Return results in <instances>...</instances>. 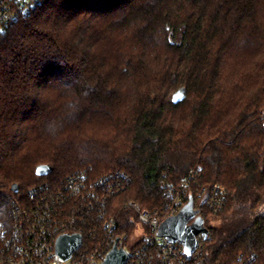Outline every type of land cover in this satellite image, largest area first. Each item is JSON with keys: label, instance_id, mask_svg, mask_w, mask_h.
<instances>
[{"label": "trees", "instance_id": "1", "mask_svg": "<svg viewBox=\"0 0 264 264\" xmlns=\"http://www.w3.org/2000/svg\"><path fill=\"white\" fill-rule=\"evenodd\" d=\"M263 111L264 0H43L0 24V221L42 182L120 172L127 248L139 224L123 205L156 214L164 183L200 165L201 184L228 190L204 214L207 261L264 264Z\"/></svg>", "mask_w": 264, "mask_h": 264}, {"label": "built area", "instance_id": "2", "mask_svg": "<svg viewBox=\"0 0 264 264\" xmlns=\"http://www.w3.org/2000/svg\"><path fill=\"white\" fill-rule=\"evenodd\" d=\"M43 0H0V24L10 25L31 14ZM264 118V111L262 112ZM204 169L198 165L178 183H164L161 209L152 214L130 201L123 209L138 221L137 240L124 247L127 235H118L113 201L129 190L132 179L124 173L93 177L83 169L60 185L51 181L32 187L26 202L10 198L13 212L9 221H0V264H103L115 245L128 254L127 264H209L207 245L213 229L204 219L205 212L223 210L228 190L220 185L201 184ZM190 208L186 223L192 227L202 219L207 234L197 235V247L186 252L178 242L160 236L161 224ZM79 234L81 247L69 259L56 252L63 235ZM234 264H260L257 255L240 256Z\"/></svg>", "mask_w": 264, "mask_h": 264}, {"label": "water", "instance_id": "3", "mask_svg": "<svg viewBox=\"0 0 264 264\" xmlns=\"http://www.w3.org/2000/svg\"><path fill=\"white\" fill-rule=\"evenodd\" d=\"M184 90L177 91L172 98L173 104H178L185 99ZM53 169L49 165H41L36 168V176L47 177ZM12 192L18 193L19 187L12 186ZM190 208L183 210L177 217L167 219L161 224L160 236L169 239L172 242L181 243L188 252H193L197 247V235L207 234L202 219H198L192 227H187L186 223L192 216ZM82 245V237L79 234L63 235L58 238L56 243V252L64 259H69L72 254ZM128 254L117 245L106 256L103 264H127Z\"/></svg>", "mask_w": 264, "mask_h": 264}, {"label": "snow or ice", "instance_id": "4", "mask_svg": "<svg viewBox=\"0 0 264 264\" xmlns=\"http://www.w3.org/2000/svg\"><path fill=\"white\" fill-rule=\"evenodd\" d=\"M186 252H187V249H186Z\"/></svg>", "mask_w": 264, "mask_h": 264}, {"label": "rangeland", "instance_id": "5", "mask_svg": "<svg viewBox=\"0 0 264 264\" xmlns=\"http://www.w3.org/2000/svg\"><path fill=\"white\" fill-rule=\"evenodd\" d=\"M229 70V69H228Z\"/></svg>", "mask_w": 264, "mask_h": 264}]
</instances>
